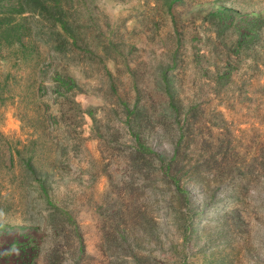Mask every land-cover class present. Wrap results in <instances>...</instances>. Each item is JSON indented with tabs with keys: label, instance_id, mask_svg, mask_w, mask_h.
<instances>
[{
	"label": "rangeland",
	"instance_id": "1",
	"mask_svg": "<svg viewBox=\"0 0 264 264\" xmlns=\"http://www.w3.org/2000/svg\"><path fill=\"white\" fill-rule=\"evenodd\" d=\"M241 1L86 0L83 5L72 0L64 19L79 37L69 47L74 55L68 61L18 65L5 61L8 51L0 49V84L12 93L3 96L0 106L5 138L0 141V264H29L30 258L33 264H49L52 231L39 185L47 189L45 175L52 161L58 170L49 180L48 194L79 224L85 254L81 264H136L129 255L113 256L120 242L115 232L126 222L112 213L124 204L120 189L127 177L120 161L108 158L107 149H121L129 135L121 132L119 142L111 141L118 116L111 113V90L100 76H105L106 65L118 94L130 102L137 95L143 101L149 98L158 106L162 98L154 89L157 70L166 63L174 64L171 75L182 109L178 149L190 194L186 227L177 226L169 196L152 197L154 203L147 204L148 193L139 194L136 198L151 213L162 243L150 242L151 227L143 220L144 232L134 252L140 264H264V0H252L253 10L263 15V22L252 27L238 28L243 24L240 16L217 27L211 16L218 6ZM242 32L245 41L240 43ZM172 55L174 62L169 61ZM54 63L91 90L75 96L79 111L67 103L62 107L70 116L73 139L66 159L54 130L61 113L48 89ZM90 68L101 72L85 73ZM89 110L103 128L106 143L95 137ZM29 140L36 142L31 146ZM149 141L157 152L167 146L154 135ZM28 161L32 175L25 168ZM109 172L117 188L103 197ZM154 182L161 190L158 178ZM109 236L116 241L109 243ZM61 250L62 263L70 264L67 248Z\"/></svg>",
	"mask_w": 264,
	"mask_h": 264
},
{
	"label": "trees",
	"instance_id": "2",
	"mask_svg": "<svg viewBox=\"0 0 264 264\" xmlns=\"http://www.w3.org/2000/svg\"><path fill=\"white\" fill-rule=\"evenodd\" d=\"M71 1L0 0V49L8 51L5 61H13L14 64L18 65L33 63L34 66H38L42 61L47 62L48 60L59 63L64 60L68 61V56L70 54L71 56L74 55V50L69 47H74L79 37L76 28L71 29L67 27L66 20L64 19V17L68 16ZM85 1L79 0L83 5L87 4ZM253 5L252 0H242L241 2L220 5L211 13V16L215 17L217 27H222L226 25L227 21H233L236 17L240 16L243 24L239 25L238 28L245 29L246 27H252L255 24L263 22L262 13L255 12L252 8ZM244 33H239L240 38L238 42L242 43L245 41ZM42 47L46 51H40ZM91 59L92 57L90 56L89 60ZM99 61H101L100 56ZM169 61L174 62L175 55L169 57ZM166 64L159 65L157 70L158 80L155 83L154 89L162 98L158 106L149 98L143 101L137 95L134 102H130L118 94L112 74L108 71L106 65L102 67V72H104L105 76H100L102 80H107L111 90L110 95L112 96V100L110 102H113L111 113L118 116L117 129L111 135V141L114 139V141L119 142V134L121 132L129 135V139L127 140L129 143L120 144L121 149L111 147L107 149V152L110 154L108 158L111 160L114 158L115 161L119 160L123 166L121 171L127 177L125 181H121L120 189V191H124V195L126 196V199L122 200L124 204L117 206L118 211L114 210L112 213L116 218L117 215H121L126 222L122 230L119 228L115 232L120 242L116 246L117 250L114 251L113 256L119 259L120 257L129 255L136 264L142 262V259H138V254L134 252L135 246L140 245L139 239L144 232V229L140 225L142 222L146 221L151 227L150 229L146 224V227L150 229V242L156 240L162 243L160 234H157L159 230L153 228L151 213L142 209L144 206L136 198L137 195L148 193V196L145 195V202L147 204L154 203L150 199L152 197H159L162 194V199L165 200L169 196L168 203L170 205L168 206H173L172 203L175 204V222L181 229L186 227L187 219L184 212L188 211L190 203V194L183 181V176L186 174L185 166L179 160L178 149L183 139V132H180V128H178V119L182 109L178 104V91L175 86L174 77L171 75L174 64ZM52 66L49 68L48 89L51 91L52 105L58 107L61 113L55 119L54 130L58 133L57 146L60 147V155L66 159L73 139L70 132L71 127L67 125L70 116L65 113L66 111H62V107L67 103L79 111V105L74 102L75 96L77 94L89 93L91 90L87 84L84 85L85 87L80 85L76 77L69 70L63 69V66L59 68L57 63L52 64ZM96 70L98 69L90 68L85 73L94 72L95 76H98L96 75L97 72L101 71ZM92 76L90 75L91 78H93ZM3 90V86L0 84V106L3 103V96L5 94L12 96L10 89L6 92ZM141 102L142 106L140 105ZM158 107L159 109H157ZM88 115L95 126H93L95 137L100 143H106L107 139H104L102 134L103 128L99 126L95 115L90 110ZM42 135L45 136L44 132ZM151 135H154L158 139V143H165L167 145L166 148L160 152L153 150L151 142H148V137ZM3 139L5 138L0 133V141H3ZM35 142L36 140L28 141L31 146ZM49 142V135H47V144ZM80 142L83 143L82 140ZM9 152H11L9 159L13 162L11 149ZM17 154L20 156L21 152L17 151ZM48 154L50 155L49 152ZM25 168L31 175L34 173V167L30 161L27 162ZM56 170H58V167H56L55 162L53 163L52 161L50 164H47V175H45L47 177V189L46 184L41 183L39 185L41 193L45 197V203L48 206L47 226L52 231V234L49 236L51 245L47 252L49 264H63L64 252L61 250V247L67 248L66 252L70 258L68 259L70 264H81L85 254L79 224L68 209L55 205L52 202V196L48 194L49 180L55 177ZM105 175L108 180V190L104 193L103 197L117 188V184L113 185L112 174L109 172ZM157 178L161 190H157L154 187V181ZM110 238L112 239V236H109ZM112 241L116 240L112 239L108 242L112 243ZM113 248L110 247L109 250L112 251ZM33 260V258H30L28 263L33 264Z\"/></svg>",
	"mask_w": 264,
	"mask_h": 264
}]
</instances>
